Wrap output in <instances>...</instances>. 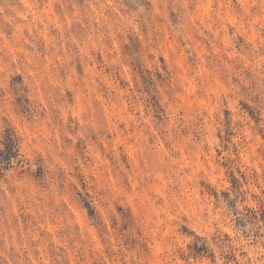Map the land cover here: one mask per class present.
I'll return each instance as SVG.
<instances>
[{
	"label": "clouds",
	"instance_id": "1",
	"mask_svg": "<svg viewBox=\"0 0 264 264\" xmlns=\"http://www.w3.org/2000/svg\"><path fill=\"white\" fill-rule=\"evenodd\" d=\"M0 264H264V0H0Z\"/></svg>",
	"mask_w": 264,
	"mask_h": 264
}]
</instances>
